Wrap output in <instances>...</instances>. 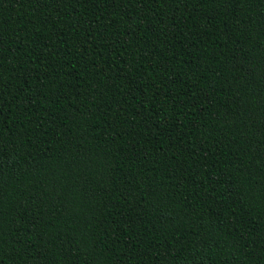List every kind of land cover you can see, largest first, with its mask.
Instances as JSON below:
<instances>
[{
	"label": "trees",
	"instance_id": "16d2710c",
	"mask_svg": "<svg viewBox=\"0 0 264 264\" xmlns=\"http://www.w3.org/2000/svg\"><path fill=\"white\" fill-rule=\"evenodd\" d=\"M0 264H264V0H0Z\"/></svg>",
	"mask_w": 264,
	"mask_h": 264
}]
</instances>
